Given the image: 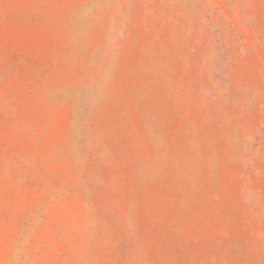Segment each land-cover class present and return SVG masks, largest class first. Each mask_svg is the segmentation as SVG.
I'll use <instances>...</instances> for the list:
<instances>
[{
  "label": "rangeland",
  "instance_id": "374dc122",
  "mask_svg": "<svg viewBox=\"0 0 264 264\" xmlns=\"http://www.w3.org/2000/svg\"><path fill=\"white\" fill-rule=\"evenodd\" d=\"M0 264H264V0H0Z\"/></svg>",
  "mask_w": 264,
  "mask_h": 264
}]
</instances>
